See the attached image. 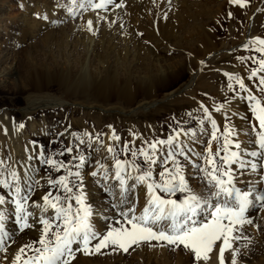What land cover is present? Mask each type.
<instances>
[{"label": "snow or ice", "instance_id": "obj_1", "mask_svg": "<svg viewBox=\"0 0 264 264\" xmlns=\"http://www.w3.org/2000/svg\"><path fill=\"white\" fill-rule=\"evenodd\" d=\"M249 6L226 0L209 30L223 29ZM126 8V0H57L51 19L35 16L54 25L62 17L82 21L81 30L95 36L101 24L122 30L117 10ZM168 14L157 13L164 20ZM239 47L247 53L235 57L240 73L214 69L226 80L223 96L192 97L196 108L173 115L160 136L130 131L131 140H122L109 124L108 132L71 131L65 142L69 125L49 141L59 142L52 151L35 140L20 156L0 148V264H79V256L145 246L180 250L189 264H213L214 253L215 264H242L252 243L247 229L259 231L256 217L264 219V36H247ZM206 67L200 60L199 70ZM237 100L247 102L248 113L239 124ZM11 123L13 135L25 128ZM0 131L9 136L2 123Z\"/></svg>", "mask_w": 264, "mask_h": 264}, {"label": "bare ground", "instance_id": "obj_2", "mask_svg": "<svg viewBox=\"0 0 264 264\" xmlns=\"http://www.w3.org/2000/svg\"><path fill=\"white\" fill-rule=\"evenodd\" d=\"M139 1L146 17V21L142 22H146L143 24L144 30L147 32H145V42L134 35V31L126 30L125 25L121 30L117 25L109 28L106 24H101L97 35L93 36L87 31L81 30L82 21H70L67 30L62 24L54 25L37 19L35 14L32 15L33 11H38L42 15L47 13L51 19L57 0H0V22L4 18L8 21L11 20L10 26L14 27L18 35L20 34L22 42H27L37 36L35 41L37 49H23L21 58L24 70L17 77L18 84L15 85L14 92H28L30 99L33 96L32 93L37 95L56 86L62 89V96L65 97L42 101L38 104L42 107L40 110L42 114L38 111L34 112L38 105L32 104L29 106L30 108L25 109L26 112H29L27 117L19 116L16 109L0 103V123L9 129L8 137H5L0 131V148L7 146L14 151L16 156L22 155L25 143L35 140L31 132L40 128L43 131H48L52 128V124L57 122L54 116H48L47 113L50 110H55V113L61 115L60 110H72L73 106H67L68 102L69 105L70 103L75 104L71 99L82 95L90 96V99L101 107L118 101L123 103L119 106L121 110H130L136 105L152 104L163 94L172 95L181 92L180 84L187 75H191L192 79H195L202 72L199 70L200 60H205L206 64L210 65L208 63L212 55L223 49H228V41H221L226 24L231 27L229 37L233 39L232 45L246 38L247 22L256 8V5L252 3L253 0H250L248 10L243 14H238L236 20L226 22L223 29L210 31V25L215 19H219L225 10L226 0H170V3L169 0H156L155 5L152 0ZM20 4H24L25 7L21 9ZM164 11L169 13L167 20L157 15ZM17 12L18 14H16ZM125 12L127 11L125 10ZM117 13L121 17L122 11L117 10ZM90 15L85 14L84 19H88ZM62 18L64 19V17ZM111 18L116 19V14H113ZM258 18L261 20L257 23L253 36H264V27H261L264 25V12ZM243 19L246 20L245 27L241 24ZM134 21L138 20L134 19ZM127 26L129 27V25ZM183 51V56L181 53L176 54ZM170 52L172 53L170 54ZM210 53L212 55H209ZM241 54L247 55L245 52H241ZM6 60H8L7 55L2 56L0 65ZM226 61L229 62L231 70L240 73L243 67L240 61L235 57L226 59ZM207 69L204 68L203 71ZM244 74L246 75V70ZM12 75H14L12 71L3 74L5 78ZM3 79L4 77H1L0 84L4 82ZM205 89L206 85L200 83L198 90L192 91L191 98L187 95L180 100L184 103L191 102L193 105L195 104L192 99L194 96L196 99L207 100L204 94L207 93L208 96L210 94ZM215 95H220L218 98L215 97L217 100L221 98V93L215 92ZM29 101L31 102V100ZM208 103L210 104L211 101ZM166 107L163 109L172 108L178 111L180 106ZM232 110L238 113L233 122L239 124V116L248 114L247 102L245 100L233 101ZM74 111L72 110V112ZM164 112V115H168ZM29 117L31 119H28ZM12 118L17 123H25V128L17 135L12 134ZM50 118H53L52 122L49 121ZM215 118L222 126V115L215 114ZM110 125L121 135L122 140H131L130 131L141 134V131L133 126H119L120 128L116 129L117 125H115L116 128L113 123ZM68 126L69 123H65L62 131ZM28 128L30 131L24 132ZM71 128L73 131H82L80 127H75L74 130L71 125L68 132L60 137L61 140L67 142L70 139L68 133L72 131ZM97 131L108 132V128L104 126ZM105 142H107L106 137ZM139 143L137 141V145ZM255 222L259 223L261 228L259 231L252 228L251 230L247 229V234L252 237V243L242 257V264H264V219L259 216L256 217ZM23 239L27 240L29 237L25 236ZM78 259L79 264H189L188 257L179 253L172 254L168 248L149 249L146 246L138 248L131 254L102 257L79 256ZM212 262L213 264L216 262L215 253L212 254Z\"/></svg>", "mask_w": 264, "mask_h": 264}, {"label": "rangeland", "instance_id": "obj_3", "mask_svg": "<svg viewBox=\"0 0 264 264\" xmlns=\"http://www.w3.org/2000/svg\"><path fill=\"white\" fill-rule=\"evenodd\" d=\"M126 2H127V8H126L127 12H125V10L122 11V15H123V16L121 15L122 23H124L126 30H129L130 32L134 31L133 32L134 35H136L139 39H142L145 42L146 41L145 34L147 32L144 30L143 24H145L146 22L145 23L142 22L146 21V17L142 8V4L139 0H126ZM252 3L256 5V8L254 9L252 16L249 18L246 25L247 36H253V34L255 33V29H256L255 27L257 23L261 20L258 18V16L263 13V12H258L257 9H262L264 7V0H253ZM37 12L38 11H33L32 15L34 16V14ZM16 14H18V12ZM134 19L138 21H134ZM64 20L65 22L62 25L64 26L65 29L68 30L69 29L68 25L70 24L71 20L67 19V17H64ZM243 20L241 21V24L243 27H245L244 24L246 20L245 19ZM10 21L4 18L0 22V58L4 55H7L8 57V60L2 62V64L0 65V71L1 73L3 72L2 74L0 73V76L4 77L3 79L4 82H1L0 84V103H2L6 107L16 109L19 112V116L27 117L29 115V112H26L25 109L30 108L29 106H32V104L38 105L44 100L47 101L64 96H62L63 95L62 89H59L56 86H54L52 89L46 92L38 93L37 95L36 93H32L33 96L30 99L28 96L29 95L28 92H24V93L14 92L16 89L15 85L18 84L17 77L19 76L21 71L24 70V63H23V59L21 58L23 57L22 56L23 49L25 48L26 49L28 48L30 50H33L35 48L37 49V43H35L37 36H34L32 39L28 40L27 42H22L20 38V34L18 35L14 27L10 26L12 23ZM127 25H129V27ZM224 31L225 32L222 34L221 41L223 40L228 41L227 43L228 49H223L222 51L212 55V58L210 60L211 63L209 62L208 64L210 65L206 67L208 69L206 71L200 72L195 77V79H192L191 75L190 76L187 75L180 84V86H182L181 92H176L172 95L163 94L161 97H159V99L156 102L152 104L136 105L135 107H133V109L131 108L130 110H121L119 106L122 105L123 103H119L118 101H117L118 103L117 102H112V104L110 103L109 104L111 105L110 107L109 105L106 107H101L96 102L94 103V101L90 99V96L82 95L78 98L71 99V101L75 102V104L70 103L69 105V102L67 104V106L70 107L73 106L72 110H75L74 112H72V110L66 111V109H64V110H60L61 115L55 113L56 112L55 110H50L47 113L48 116H54V118H56L57 120V122H54L52 124V128L50 129L51 135H46V133H48L49 130L43 131L41 128L39 130L36 129L35 131L31 132V135L34 136V139L38 143L45 145L47 151H52L55 150L57 147H59V143L57 142L50 144L49 141L51 139H54L56 133L62 131V127L65 125V123L67 124L69 123L70 126L72 125V127H74V130L75 127H80L81 130L97 131L98 129L104 128V126L113 123L114 127L115 125H117V128L115 127L116 129H119L122 126H127V125H129L130 127L132 126L136 127L135 129H139L142 135L146 134L145 137L160 136L162 131L166 133L168 130L167 122L171 120L173 115H175L176 117H182L187 111L196 108V104L193 105V103L191 102L184 103L181 102L180 99H182L183 96H187V95H189V97L191 98L192 91H195L196 89L198 90V86L200 83H204L206 85L205 90L209 92L210 96L214 98L220 97V95L219 96L215 95V92H219L221 93V97L223 96L224 94L223 89L225 87L226 80L225 78L222 77L220 72H217L214 69L222 68L226 71L235 72L231 70V68L229 67V62H228L229 60L226 61V59H232L240 55V53L243 51L240 49L239 46L242 43H244L246 40L245 38L243 41H240L241 43L238 42L232 45L233 39L229 37L231 31V27L229 24H226V28ZM137 33H142V35H138ZM232 49H235V52H230V50ZM171 53L172 52H170V54ZM179 53H181V56L184 55V51L177 52L176 54ZM8 71L14 72V75H12L9 78H5L3 74ZM48 95L51 96L49 97ZM42 97H44L45 99ZM29 100H31V102ZM170 105H176L180 107L177 109L178 111L173 110L172 108L163 109L165 106H167L166 108H168ZM41 109L42 107L38 105V107H36V110L34 112L38 111L42 114V111H40ZM163 112L166 114L168 113V115H164ZM52 119L53 118H50L49 121L52 122ZM71 130L73 131L72 128ZM27 131H30V128H28L24 132L28 133ZM259 216L260 215H257V217ZM169 252H171L172 254L179 253L183 256L188 257L185 253H183L180 250H176V251L169 250Z\"/></svg>", "mask_w": 264, "mask_h": 264}]
</instances>
